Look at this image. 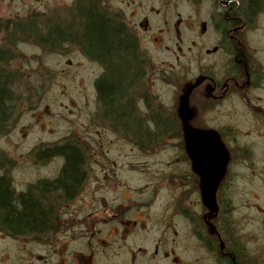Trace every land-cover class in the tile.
<instances>
[{"label":"flooded vegetation","instance_id":"af4514ba","mask_svg":"<svg viewBox=\"0 0 264 264\" xmlns=\"http://www.w3.org/2000/svg\"><path fill=\"white\" fill-rule=\"evenodd\" d=\"M89 2L94 4L95 12L120 29L124 40L133 43L135 64L131 68L123 96L128 116L134 119L175 120L178 127L150 130L156 132V140L158 131L178 137L183 151L182 160L169 161L165 166L173 169L180 164V171H172L171 174L164 172L165 175L161 177L167 178V181L178 180L189 184L182 183V190L186 195L189 194L188 199H191L192 194L198 196L200 211H190L189 208L177 211L175 207L170 208V211H147L150 207L139 206L134 200L123 208L122 203L118 202L115 207L107 206L104 211H97L99 208L68 211V207H61L62 203L74 199L88 179L106 183L116 179L122 186L121 174L132 175L138 170L133 164L125 165V170L118 169L116 165L115 169L103 172L99 179L92 170L91 160L85 159L80 162L79 183L67 193L62 186H54L62 180L65 160H62L59 173L52 179H36L20 189H17L9 169L2 163L0 181L6 183L15 209L23 210L21 201L25 198L35 200L40 203L46 222L41 227L14 231L0 219V240L12 242L21 252L22 264H264V211H233L231 189L229 187L226 191L224 187L237 182L241 167L246 169L249 181L257 183V189L253 187L251 196L262 188L258 184H264V48H258L251 35V31L260 28L262 23L264 29V20L261 19L264 0H214L219 13L210 15L214 27L209 38L212 40H204L197 52H189L182 76H174L171 69L165 71L161 66L160 69L155 67L156 64L147 60L140 37L132 27L124 25L120 16L103 7L98 0ZM16 26L14 24V29ZM202 28L204 30V26ZM17 33L27 39L23 33ZM78 34L75 32L76 38ZM203 34L205 31L200 35ZM5 42L0 45V59L6 65L9 45L6 39ZM79 45L81 43L75 46L88 55ZM90 60L102 68L100 78L109 74L108 67L101 61L95 58ZM3 64L0 66H5ZM10 73L7 69L0 71L7 89V101L3 102L6 114L0 119V124L8 115L7 109H10L12 101L14 103L17 98L15 86L10 88ZM159 81L173 86L174 92H178L171 95L174 101L170 107H162L163 103L156 99L159 95L154 88ZM188 87H191L188 94L191 113L189 125L196 130L213 132L224 150L220 156L212 154L213 158L210 159L212 164L217 163V167L221 164L224 166L223 176L215 190L214 210L203 202L201 175L194 170L193 156L187 152L183 142L178 107L181 95ZM237 119H242L250 127L241 131L235 124ZM217 120H232L233 123H211ZM240 134L247 137L249 142L241 143ZM45 149L38 154L40 158L44 157L42 154ZM139 150L143 151L142 147ZM46 162L41 161L40 164ZM99 163L101 167H107L103 165L104 162ZM110 164L115 166L114 163ZM155 173L160 180V176ZM218 173L213 170L208 174L215 177ZM121 186L119 192L124 202L128 201L123 196L125 193L135 197L142 194V189L135 192L126 189L125 192ZM156 193L152 190L147 198L155 199ZM80 230L87 231L85 238ZM72 243H79L81 249L68 251ZM32 248L39 250L35 252ZM40 250L43 253L38 255ZM0 264L18 263H10L6 257L0 260Z\"/></svg>","mask_w":264,"mask_h":264},{"label":"rangeland","instance_id":"374dc122","mask_svg":"<svg viewBox=\"0 0 264 264\" xmlns=\"http://www.w3.org/2000/svg\"><path fill=\"white\" fill-rule=\"evenodd\" d=\"M75 1L0 0V45L6 43L5 39L8 40L7 46L9 45L6 50L9 64L0 62L5 65L0 66V71L7 69L9 73L11 72L10 88L15 86L14 92L17 96L14 103L12 101L10 109H7L8 115L0 124V164L4 163L9 169L10 177H13L15 186L20 189L24 184L36 179H52L57 175L62 159L40 158L38 154L42 149L57 143L71 142L83 149L86 160H91L92 170L99 179L102 178L103 172L115 169L116 165L118 169L125 170V165L133 164L138 171L132 175L121 174L123 187L116 179L110 183L100 182L94 178L88 179L74 199L62 203L61 207H68V211L74 209L89 211L95 208H99L97 211H104L107 206L115 207L118 202L122 203L123 208L129 205L131 200L144 208L150 207L147 211H170L172 207L177 211L178 209L183 211L185 208L200 211L201 201L198 196L195 195V199L192 194L191 199H188L189 194L186 195L182 190L183 184H189L162 178L164 172L171 174L172 171H180L178 163L173 169L171 166L165 167L169 161L183 159L178 137L158 131L156 140V132H150L152 128L157 129L153 125L155 120L139 118L136 128L139 127L138 131L142 130L140 134L144 140H138L141 143L137 145L132 134L128 133L123 125L119 126L121 122H118L115 116L111 120H106L96 89L97 79L102 75L101 67L75 45L67 43L61 50H49L35 45L32 39L24 40L21 38L22 34L15 32L14 24L18 26L20 23V27L24 29L27 28L24 22L35 23L50 15L55 16L57 24H62L60 10L64 11L74 5ZM86 1L80 0L78 3ZM98 2L120 16L124 25L135 30L150 63L156 64L155 67L159 69L161 66L162 69H166L165 71L173 70L174 76L183 75L189 52H197L204 40H212L209 38L214 27L210 15L219 13L214 0H98ZM261 19L264 20V13ZM47 29L54 28L51 25L43 28V35ZM202 30L205 34L200 35ZM253 30L252 39L256 46L263 50V23L260 28ZM38 32L28 33L39 35ZM183 80L184 78L180 79ZM172 88L173 86L164 81H159L155 85L154 91L159 95L156 99L163 103L164 108L171 106L174 101L171 95L178 93ZM5 114L6 111L1 110L0 119ZM217 122L223 125L233 123L232 120H217L211 123ZM235 124L241 131L250 127L242 119L235 120ZM123 128L127 133L123 132ZM239 137L241 143L249 142L247 137L241 134ZM141 147L143 151L139 150ZM41 161L47 162L40 164ZM100 161L107 167H101ZM110 163H114L115 166H111ZM2 172L3 170H0V174ZM155 172L160 176V180ZM154 174L156 176H150ZM150 181L155 183H149ZM258 185L262 188L251 196L253 187L257 189V183H251L246 169L239 168L237 182L224 186L226 191L229 187L231 189L233 211H264V184ZM120 186L125 192L126 189H130L131 192L142 189V194L135 197L131 193L128 195L125 193L123 196H126L128 201L124 202L119 192ZM97 188H99L97 193H94ZM152 190L157 193L155 199L150 200L147 196L151 195ZM173 195H176L175 202ZM80 233L85 238L87 231L80 230ZM79 249H81L79 243L68 246L70 252ZM32 250L37 252L39 248ZM42 253L40 250L38 255ZM20 255L21 252L11 241L0 240V260L8 257L10 263L22 264Z\"/></svg>","mask_w":264,"mask_h":264},{"label":"trees","instance_id":"16d2710c","mask_svg":"<svg viewBox=\"0 0 264 264\" xmlns=\"http://www.w3.org/2000/svg\"><path fill=\"white\" fill-rule=\"evenodd\" d=\"M87 1L78 3L80 0H77L74 5L69 6L64 11L60 10L62 24H57L55 16L50 15L35 22L37 25L32 21L24 22L27 26L24 29L20 27L21 24L19 23L15 27V31L23 33L27 39H32L35 45L49 50H61L62 46L67 43L72 45L81 43L79 47L88 53L87 56L90 59L95 58L106 65L109 74L106 73L102 76L96 85L98 101L102 105L103 113L107 117L106 120H111L115 116L117 121L121 122L119 126L122 127L123 125L128 133L132 134L133 141L139 145L141 141L138 140H144L140 134L142 130L138 131L139 127L136 128L137 119L128 116L123 99L131 68L135 64L133 61V43L130 40H124L120 34V29L111 25L101 14L95 12L94 4ZM50 25L54 29H47L43 35L42 29ZM33 31H39V35L28 33ZM75 32L80 33L78 38H76ZM4 84V79L0 77V111L4 110L3 102L7 101V89ZM154 120L153 125L157 129L178 127L175 120L159 118ZM124 128L122 130L126 132ZM42 155L43 158L58 157L66 161L62 180L54 186H60V188L62 186L65 192L70 193L73 186L77 185L81 179L78 170L80 162L86 159L83 149L71 142H61L46 148ZM50 187L51 185H49V189ZM15 208L16 206L11 202L6 183L0 181V219L3 223L14 231L45 225L46 215L41 212L39 202L25 198L21 201L23 210L17 211Z\"/></svg>","mask_w":264,"mask_h":264},{"label":"water","instance_id":"95a60500","mask_svg":"<svg viewBox=\"0 0 264 264\" xmlns=\"http://www.w3.org/2000/svg\"><path fill=\"white\" fill-rule=\"evenodd\" d=\"M190 90L191 87H188L183 92L178 107L183 142L187 152L193 156L194 170L201 175L203 202L208 208L214 210L215 190L223 176L224 166L221 164L217 167V163L216 165L212 164L210 159L213 158L212 154L220 156L224 150L213 132L196 130L189 125L191 113L188 107V94ZM206 139H208L207 143L205 142ZM213 170L219 172L215 177L208 174Z\"/></svg>","mask_w":264,"mask_h":264},{"label":"bare ground","instance_id":"6f19581e","mask_svg":"<svg viewBox=\"0 0 264 264\" xmlns=\"http://www.w3.org/2000/svg\"><path fill=\"white\" fill-rule=\"evenodd\" d=\"M163 129H167V127L166 128H163Z\"/></svg>","mask_w":264,"mask_h":264}]
</instances>
